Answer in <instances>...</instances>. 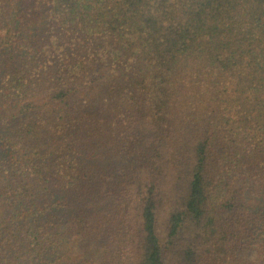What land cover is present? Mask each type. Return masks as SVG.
I'll use <instances>...</instances> for the list:
<instances>
[{
  "label": "trees",
  "instance_id": "obj_1",
  "mask_svg": "<svg viewBox=\"0 0 264 264\" xmlns=\"http://www.w3.org/2000/svg\"><path fill=\"white\" fill-rule=\"evenodd\" d=\"M0 264H264V0H0Z\"/></svg>",
  "mask_w": 264,
  "mask_h": 264
}]
</instances>
